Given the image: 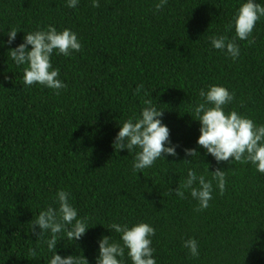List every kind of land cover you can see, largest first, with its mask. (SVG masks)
<instances>
[{
	"label": "trees",
	"instance_id": "16d2710c",
	"mask_svg": "<svg viewBox=\"0 0 264 264\" xmlns=\"http://www.w3.org/2000/svg\"><path fill=\"white\" fill-rule=\"evenodd\" d=\"M158 2L99 0L92 7L80 0L73 9L66 0H0V264H48L51 253L36 242L32 223L39 211L58 207L61 189L93 226L75 243L60 241L62 256L82 251L95 264L97 240H119L108 224L147 222L156 230V264H264V174L205 156L190 111L202 102L200 89L220 85L234 93L226 112L264 124V17L247 40H235L240 56L233 61L210 38L234 37L228 25L242 0H168L157 10ZM48 25L71 29L82 44L71 56L51 57L66 84L58 93L25 87L24 66L7 53L24 33ZM10 29L20 32L9 45ZM145 99L165 110L178 156L134 172V153L112 145L118 125L138 115ZM185 148L201 158L182 161L192 159ZM207 164L224 169L226 187L221 194L214 182L209 207L196 211L187 191L181 199L174 190L189 167L211 179ZM188 238L197 240L198 257L183 247Z\"/></svg>",
	"mask_w": 264,
	"mask_h": 264
},
{
	"label": "clouds",
	"instance_id": "9594fccd",
	"mask_svg": "<svg viewBox=\"0 0 264 264\" xmlns=\"http://www.w3.org/2000/svg\"><path fill=\"white\" fill-rule=\"evenodd\" d=\"M79 2L80 0H66V6L74 9ZM167 3L168 0H159L155 7L160 10ZM91 4L92 7H99V0H91ZM261 17H264V3L242 0L228 25L229 29H234V37L229 40L226 36L214 35L210 38V47L226 52L235 61L240 56V47L235 40H247ZM18 32L20 31L16 29L8 31L7 44L15 41ZM2 46L3 42H0V47ZM81 48L77 34L71 29L58 31L56 27L48 25L46 30L37 29L24 33L22 42L10 48L7 53L18 67L24 66L22 80L25 87L38 84L58 93L66 84L59 79L60 70L53 68L51 57L54 53L68 57L74 52H79ZM199 96L202 102L193 105L190 111L195 117L193 119L191 116L192 119L200 124L196 145L204 150V155H211L217 163L233 160L250 163L257 172L264 174V124H257L234 110L226 112V106L234 100V93L224 86L209 85L207 89H200ZM143 103L144 107L138 115L129 117L118 125L119 131L112 145L118 153L122 150H127L129 154L134 153V172L150 168L158 159L166 160L168 156H178V145L171 141L170 129L161 119L165 110L158 107V102L153 104L150 99H145ZM184 155L192 158L182 160L189 164L193 158H201L197 148H185ZM207 170L211 173V179H206L204 174H198L197 170L189 167L183 182L174 190L176 196L181 199L185 198L187 191L197 203L196 211L209 207L213 198L214 182L221 194L225 191L224 169L209 171L208 165ZM54 200L58 207L48 206L39 211L31 229L36 236V242L42 241L51 253L48 264H89L82 251L79 254L62 256L57 250V245L65 238L73 243L79 241L93 226H89L87 219L78 215L69 192L58 190ZM105 229L110 233L119 234V240H114L111 234L102 235L97 240L98 254L95 264H126L125 257L131 264H156L155 249L151 247L156 230L149 223L112 222ZM183 247L192 257L199 256L195 238L186 239Z\"/></svg>",
	"mask_w": 264,
	"mask_h": 264
}]
</instances>
